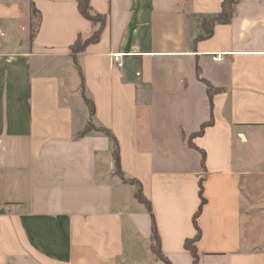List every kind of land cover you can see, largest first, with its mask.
Returning <instances> with one entry per match:
<instances>
[{"label": "crops", "instance_id": "obj_1", "mask_svg": "<svg viewBox=\"0 0 264 264\" xmlns=\"http://www.w3.org/2000/svg\"><path fill=\"white\" fill-rule=\"evenodd\" d=\"M223 1L89 0L105 16L77 56L90 116L69 47L94 26L76 0H0V264H165L109 138L78 137L89 120L169 264H195L199 182L197 264H264V0L197 40Z\"/></svg>", "mask_w": 264, "mask_h": 264}, {"label": "trees", "instance_id": "obj_2", "mask_svg": "<svg viewBox=\"0 0 264 264\" xmlns=\"http://www.w3.org/2000/svg\"><path fill=\"white\" fill-rule=\"evenodd\" d=\"M235 2L236 0H224L221 3V11L218 15L213 16V17H208V18H202L199 24L201 33L199 34V36H197V40H203V39L210 37L213 32V28L216 24H227L230 21V18L232 15V7H233V4H235ZM76 7L81 17L89 21L94 26V29L89 36L82 37L81 35H79L74 41V43L69 47V53L71 55L73 65L77 71L79 81H80L79 87L81 90V97L84 101V104L89 110L90 116H92L94 113L93 104L91 103V101H89V99L84 94V78H83V74L79 67L77 56L83 53L89 45L96 44L97 42H99L101 33L105 26V16L93 12V10L91 9L89 0H76ZM212 90L213 89L210 86H208L207 93L210 95L212 93ZM92 123L88 122L86 126L83 128V130L78 133V137H82L86 135L87 133L95 130V131H99L103 133L105 136L109 138L111 142V156L113 160L114 174L122 182L132 185L134 187L135 200L138 203L142 204L147 209L150 215V218H151L150 250L157 259L163 261L165 264H169V262L165 259V257L161 253L160 240H159V236L157 234L155 222L153 219L151 206H150L149 201L143 195L141 185L135 180H125L124 179V175L121 171L119 149H118V144H117L116 139L107 130L99 128L95 126L94 123L93 124ZM90 124H92L93 126L90 127L89 126ZM210 124H211L210 122L207 124H203L200 128L198 135H200L204 131V129L208 127ZM190 145L191 147L195 148L191 143ZM198 195H199L200 203L192 217V222L195 227L196 233L192 239H186L184 242V249L190 253L195 264H197V254H196L195 244L200 238V231L197 227L196 220L199 217L202 207L205 204V199L202 196L201 182H199Z\"/></svg>", "mask_w": 264, "mask_h": 264}, {"label": "built area", "instance_id": "obj_3", "mask_svg": "<svg viewBox=\"0 0 264 264\" xmlns=\"http://www.w3.org/2000/svg\"><path fill=\"white\" fill-rule=\"evenodd\" d=\"M113 59H114V62L115 63H117L118 64V59H119V57L117 56V55H115V56H113ZM222 59V55H220V54H217V55H215V56H213L212 58H211V60L212 61H219V60H221ZM119 65V64H118Z\"/></svg>", "mask_w": 264, "mask_h": 264}, {"label": "rangeland", "instance_id": "obj_4", "mask_svg": "<svg viewBox=\"0 0 264 264\" xmlns=\"http://www.w3.org/2000/svg\"><path fill=\"white\" fill-rule=\"evenodd\" d=\"M35 24H36V22H35ZM87 110H88V108H87ZM89 111V110H88ZM90 114V113H89ZM88 123V122H87ZM89 123H92V121L91 120H89ZM93 124V123H92ZM92 124H90L89 126L90 127H92L93 125ZM88 126V125H87Z\"/></svg>", "mask_w": 264, "mask_h": 264}]
</instances>
